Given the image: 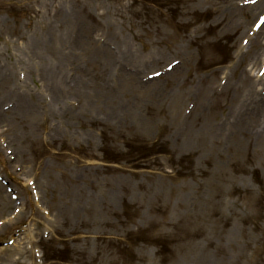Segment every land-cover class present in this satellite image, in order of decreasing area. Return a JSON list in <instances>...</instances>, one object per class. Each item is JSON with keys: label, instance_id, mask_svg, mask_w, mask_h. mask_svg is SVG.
Segmentation results:
<instances>
[{"label": "rangeland", "instance_id": "rangeland-1", "mask_svg": "<svg viewBox=\"0 0 264 264\" xmlns=\"http://www.w3.org/2000/svg\"><path fill=\"white\" fill-rule=\"evenodd\" d=\"M263 12L0 0V264H264Z\"/></svg>", "mask_w": 264, "mask_h": 264}, {"label": "bare ground", "instance_id": "bare-ground-1", "mask_svg": "<svg viewBox=\"0 0 264 264\" xmlns=\"http://www.w3.org/2000/svg\"><path fill=\"white\" fill-rule=\"evenodd\" d=\"M230 8H233V6L231 5ZM251 9H253V8H251ZM236 10H237V9H236ZM241 10H242V9H240V11H241ZM237 11H238V10H237ZM259 46H260V47L258 48L257 51H260V50H262V49L264 48V44H263V45H260V44H259ZM262 90H263V89H262ZM247 94H248V96L250 97L249 102L255 100V107H258V106H260V105L262 104V98H260V97L257 95V91H256L255 89H254V90H252V89L248 90ZM258 115H259V113H258V109H254V111L251 112V114H250V117H251V118L249 119V121H250L251 124H252L253 122H254V123L256 122ZM254 126H255V125H254Z\"/></svg>", "mask_w": 264, "mask_h": 264}]
</instances>
